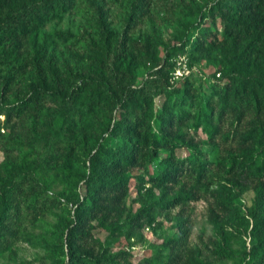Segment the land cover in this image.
Masks as SVG:
<instances>
[{"label":"trees","instance_id":"1","mask_svg":"<svg viewBox=\"0 0 264 264\" xmlns=\"http://www.w3.org/2000/svg\"><path fill=\"white\" fill-rule=\"evenodd\" d=\"M82 1L0 0V117L28 129L26 140L0 134V247L25 236L19 231L31 217L43 225L38 238L51 264H134L106 245L90 247L95 220L118 228L132 179L156 189L142 195L134 218L141 224L189 206L219 180L211 214L215 223L231 216L228 236L239 248L220 241L214 254L232 264H264V0H165L155 14L174 19L169 39L155 28L134 36L153 0H130L120 29L97 0H85L91 31L53 33L80 40L76 49L60 55L48 38L38 43L52 17ZM185 57L188 74L174 81ZM197 63L213 70L203 76L208 85H196ZM200 129L207 148L197 139ZM219 135L235 147L220 158V142L213 143ZM52 169L63 186L56 201L40 183ZM179 184L169 199L168 189ZM249 192V204L242 202ZM54 209L61 215L47 229L38 216ZM185 224L169 261L138 264H179Z\"/></svg>","mask_w":264,"mask_h":264},{"label":"rangeland","instance_id":"2","mask_svg":"<svg viewBox=\"0 0 264 264\" xmlns=\"http://www.w3.org/2000/svg\"><path fill=\"white\" fill-rule=\"evenodd\" d=\"M83 0L79 2L76 8L66 14L52 17L47 26L42 30L38 37V43L41 44L43 38L47 39V45L50 49H56L58 54L66 53L70 48L76 49L77 45L74 42L66 40V38L54 37L55 31H70L75 37L79 36L81 32L91 31V19L90 14L85 7ZM103 8L108 12V21L111 25L120 29L125 22L128 15V5L130 0H97ZM153 6L150 8L149 14L145 17V22L142 26L138 27L134 36H138L150 29H162L163 35L166 39L171 37L173 20H168L161 15L156 17L157 7L167 5L165 0H153ZM176 18V17H175ZM44 42V41H43ZM12 44L10 43L9 46ZM188 58L185 57L187 63ZM187 65V64H186ZM187 68V66H186ZM199 70L202 71L199 72ZM194 78L196 79V85H208L209 78L203 79V76L211 75L213 70L205 65L196 64L193 71ZM205 91V89H204ZM160 101H157V109H159ZM39 111H37L38 113ZM92 122V121H91ZM39 123V122H38ZM191 125V122L186 123L184 126H175V129H181ZM226 125L224 126V128ZM1 129H4L2 132ZM191 130V136H193ZM198 140L202 142L204 148H207L208 137L199 130ZM0 134L5 136H11V138L18 139L19 136L26 140L28 135V129L22 126V123L15 118L6 121L4 116L0 117ZM195 137V136H194ZM218 145L217 157H225L228 151L235 150L233 144H224L221 141V135L216 137L213 141ZM42 146L41 142H38ZM212 145V144H211ZM28 150V148L26 149ZM182 155H186L185 151H182ZM14 156L17 152L13 153ZM5 159V153L2 146H0V162ZM51 165L55 162H51ZM143 173V169L141 170ZM56 173L55 169L48 172L43 171L40 176L41 185L46 184L49 187L48 198L54 201L57 200L58 195L61 193L63 186H61L53 177ZM225 174L222 175V178ZM147 178V177H146ZM245 182L244 177L241 178ZM221 182L214 181L212 185L204 189L203 194L197 201H191L189 206L176 207L170 213L164 212L157 215L156 220L152 223H140L134 219L139 211L143 208L142 195L150 194V191L156 189L152 184L148 183L142 185L135 179L130 182V189L125 199L123 207L120 209L121 220L118 222V228L113 231L110 224L105 221L95 220L90 227L92 230L91 237L94 238L90 247L95 251H100L101 246L108 248L109 253L126 256L132 260L134 264H138L144 259H163L169 261L172 258V251L177 249L178 238L177 231L180 229L182 222H186L183 226L187 228L189 234L187 243L182 246L179 251V255L182 256L179 264H185L191 262V258L194 260H201L209 264H232L227 262L214 254L215 249L220 245V241H225L229 247L238 249L239 244L234 239L228 236L229 228L232 226L231 216H222L218 223L214 222L211 210L216 200H214V192ZM40 185V187H42ZM38 191H41V188ZM151 189V190H150ZM181 189L179 184L175 189H168V197L172 199ZM157 196L160 192H156ZM155 195L154 198L157 197ZM253 197V193L249 192L244 195L242 202L249 204ZM61 203H65L64 199H60ZM52 211V210H51ZM48 212L38 216L40 221L44 222V226L49 229L52 225H55L61 215V211L54 209L52 212ZM38 225L37 222L31 217H26L23 220L22 230L19 231L20 236L18 240L9 238V242L0 247V264H51V254L46 250L42 241L38 238L40 235L45 234L43 225ZM17 231V233H18ZM114 234H113V233ZM31 235H27V234ZM97 241V243H93ZM109 245V247L107 246ZM173 254V253H172ZM174 255V254H173ZM171 257V258H169Z\"/></svg>","mask_w":264,"mask_h":264},{"label":"built area","instance_id":"3","mask_svg":"<svg viewBox=\"0 0 264 264\" xmlns=\"http://www.w3.org/2000/svg\"><path fill=\"white\" fill-rule=\"evenodd\" d=\"M181 61H182V64H183V68H181V67H178L177 69H176V72H175V74H174V76H173V80L174 81H177V80H179L183 75H187L188 74V70H187V68H186V62H185V58H182L181 59ZM184 62V63H183ZM181 64V62L179 63V65ZM182 66V65H181ZM2 130V132H4V129H1Z\"/></svg>","mask_w":264,"mask_h":264}]
</instances>
